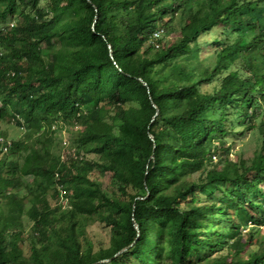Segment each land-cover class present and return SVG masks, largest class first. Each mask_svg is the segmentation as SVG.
Segmentation results:
<instances>
[{"label":"trees","instance_id":"obj_1","mask_svg":"<svg viewBox=\"0 0 264 264\" xmlns=\"http://www.w3.org/2000/svg\"><path fill=\"white\" fill-rule=\"evenodd\" d=\"M39 1L0 0V264H264V0Z\"/></svg>","mask_w":264,"mask_h":264},{"label":"rangeland","instance_id":"obj_2","mask_svg":"<svg viewBox=\"0 0 264 264\" xmlns=\"http://www.w3.org/2000/svg\"><path fill=\"white\" fill-rule=\"evenodd\" d=\"M39 3L41 5L45 4L44 0H40ZM30 9V6L27 4H19L16 7V12L13 14L12 19H17L23 16V14H26L27 10ZM22 15V16H21ZM10 19V18H9ZM13 21V20H12ZM11 22V19L8 21V23ZM3 23L0 22V26ZM171 32H163V39L165 40V45L168 44L170 39L174 38L173 29L169 28ZM205 88H209V86H204ZM60 129L57 132L55 138L61 142L63 147H67L71 141H72V135L73 133H76L80 130V125H74V126H66L62 125L60 123ZM59 126V125H58ZM0 129L4 132V134L7 136L10 140L15 139H22L25 137V129L18 127L13 122L9 121H2L0 122ZM260 146V140L257 136V133H248L246 134L242 140H234V142L231 145L230 151L228 153V157L232 160L238 161L239 159H249L253 156L255 151ZM60 149L58 151V154L62 157H65V149ZM64 155V156H63ZM88 158H95L98 159V154L95 152H89L87 155ZM96 178L101 183L104 190L110 192L112 190V186L110 184V177L108 173H101L96 171ZM254 174H251V177H253ZM260 185L264 186V183H261ZM215 194L219 195L220 193L216 190ZM50 199V195H49ZM59 201V199L51 198V203L55 204ZM28 203V202H27ZM30 205V203L27 204V206ZM83 223L85 224V234L81 240L82 247H91L93 251H96L102 247H106L109 244L110 239V227L105 225L99 218L98 215H93L89 217L82 218ZM26 230L25 233L28 231L29 224L26 221ZM252 229L257 232L258 230L255 227H252ZM264 233V227H262L261 230H259V234ZM25 246V251L28 250V245Z\"/></svg>","mask_w":264,"mask_h":264},{"label":"built area","instance_id":"obj_3","mask_svg":"<svg viewBox=\"0 0 264 264\" xmlns=\"http://www.w3.org/2000/svg\"><path fill=\"white\" fill-rule=\"evenodd\" d=\"M10 25H13V22H10ZM156 36L159 35V33H155ZM3 53L2 46H1V39H0V56ZM10 142L6 140L3 136L0 135V147H2L3 150H7Z\"/></svg>","mask_w":264,"mask_h":264},{"label":"water","instance_id":"obj_4","mask_svg":"<svg viewBox=\"0 0 264 264\" xmlns=\"http://www.w3.org/2000/svg\"><path fill=\"white\" fill-rule=\"evenodd\" d=\"M109 46H110V45H109ZM141 198H144V197H141ZM134 225H135V227H137V224H136V223H135ZM123 249H125V248H123ZM123 249H122V250H123ZM122 250H121V251H122ZM119 252H120V251H119ZM106 260H108V259H106Z\"/></svg>","mask_w":264,"mask_h":264}]
</instances>
